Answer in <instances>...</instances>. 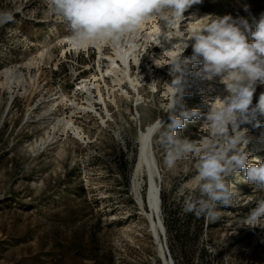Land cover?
Returning <instances> with one entry per match:
<instances>
[{"label": "rangeland", "instance_id": "rangeland-1", "mask_svg": "<svg viewBox=\"0 0 264 264\" xmlns=\"http://www.w3.org/2000/svg\"><path fill=\"white\" fill-rule=\"evenodd\" d=\"M251 1L230 0L220 18L243 17L254 24L264 14V0ZM0 11L13 16L12 22L0 26V73L11 68L28 81L31 75L38 77L27 92L23 85L11 89L0 85V264H166L148 214V176L137 174L140 131L161 116L163 100L168 98L164 91L172 78L171 65L157 66L154 60L165 51L149 43L141 66H132L140 76L155 68L157 91L145 83L140 87L143 98L137 95V103L129 102V109H124L125 103H109L112 118L104 124L94 113L70 106L74 99L86 105L88 95L80 86L85 82L93 86V74L99 77L100 68L107 69L96 46L77 51L67 42L57 44L70 29L49 14L46 0H0ZM189 14L185 17L193 15ZM47 43L52 46L50 63L45 60L39 68H28ZM192 43L183 57L192 55ZM206 93L193 98L185 90L183 103L194 107V101L206 100ZM61 94L68 104H59L53 116L72 115L85 139L54 130L47 119L52 99L59 100ZM101 105L97 104L100 111ZM203 120L202 115L199 121H186L181 138L209 139ZM260 120L246 148L253 154L250 161L264 160ZM154 145L161 170L163 233L174 264H264V229L249 227L246 221L261 194L244 182L245 172L230 178L239 193L234 205L219 206L215 221L198 218L182 212L179 194L195 174L193 159L185 157L169 167L158 133Z\"/></svg>", "mask_w": 264, "mask_h": 264}, {"label": "clouds", "instance_id": "clouds-1", "mask_svg": "<svg viewBox=\"0 0 264 264\" xmlns=\"http://www.w3.org/2000/svg\"><path fill=\"white\" fill-rule=\"evenodd\" d=\"M201 0H46L49 14L68 25L67 43L77 51L92 46L111 44L121 58L135 53L134 44L124 43L152 21H166L169 30L185 19L184 13ZM184 41L192 40V55L183 57L188 43L175 44L156 60L157 66L171 65L168 85L169 102L161 111L168 113L170 123L160 116L150 126L158 133L166 150L165 163L172 167L176 161L191 157L195 174L186 188L182 212L196 217L217 220L219 206H232L238 200V190L230 178L245 172L244 182L261 194L246 217L249 227L264 229V160L246 151L251 137L242 124L261 126L264 116V93L255 105L253 96L257 84L264 85V14L254 24L243 17L222 18L211 15L200 19ZM11 12L0 11V26L12 22ZM253 27L255 30L253 31ZM159 31L161 29L158 24ZM169 32V31H168ZM177 37L173 33L169 37ZM249 37L252 42H249ZM119 45V47H117ZM164 60V63L157 61ZM199 64L194 77L212 81L219 77L227 95L216 97L207 113L188 109L183 103L191 65ZM209 129V139L181 138L186 121H199Z\"/></svg>", "mask_w": 264, "mask_h": 264}, {"label": "bare ground", "instance_id": "bare-ground-1", "mask_svg": "<svg viewBox=\"0 0 264 264\" xmlns=\"http://www.w3.org/2000/svg\"><path fill=\"white\" fill-rule=\"evenodd\" d=\"M229 1L230 0H201L200 3L192 5L184 13V16L188 13L193 15L187 18L185 17V19L178 23L172 30L168 29L166 21L160 20L158 24L161 29V33L159 31L157 22H150L138 34L132 35L128 38L127 42L124 43L125 48L127 44H134L136 46L135 53L127 58H121V56L117 54L116 48L111 44L97 45L96 48L98 49L100 59L105 58V60H107V69L104 70L100 68L101 74L99 77L97 76L98 74H93L95 80L93 86H91L87 82L80 86L81 91L86 92L88 95L87 104L84 105L83 103H79L74 99L72 100V104L70 106L74 107L79 112L82 111L86 113H94V115H97L98 118L100 117L102 122L106 124L107 119L112 118V113L109 109V103H113V105L115 104L116 106H119L121 104L124 106L123 103H125L127 105H125L124 109H129V102L135 103L136 101H138V97H140V99L143 98L141 96L140 87L144 86L145 83L151 85L154 88V91H157L158 86L155 84V81H157L155 79V68H150L146 75L140 76L138 73L134 72L132 67L133 65H135L136 67L141 66V56L144 55V51L148 50L147 47L149 43L156 44L164 51H166L171 50L175 44L181 42L188 43L189 41H192H184V39H187L189 37L190 31L196 26L197 23H199V21H192L191 18L195 17L196 19H200L207 15L220 17V14H222L221 12L223 11L222 8L224 7V4L227 5ZM185 27L188 29H186ZM167 32L169 37H172L173 33H175L177 37L166 38L165 33ZM65 42H67L66 36L60 37V39H58L57 41V44L60 43L62 45ZM117 47H119V45ZM51 49V44L47 43L43 50L39 53V56H36L34 59H31L27 63L28 68H31L32 66H36L39 68V65H41V63H44L45 60L50 63V60L52 58ZM183 56L184 53H182V57ZM158 59V56L154 57L155 61ZM161 61L159 60L157 62L162 63L163 61ZM199 67V64L191 65V69H197ZM2 75H4L5 77L4 81L1 80ZM37 80V75H31L30 81H28L24 73H21L20 70L17 69L15 70L10 68L5 70L4 73H0V85L7 86L10 89L13 88L14 84H18V86L23 85L24 90L27 92L29 90L28 86L31 85L34 88L37 84ZM126 83L129 85V87L127 88L124 87ZM185 90H188L189 94H193V98H197V95H202L204 92H207V95L204 96L206 100L201 102L194 101V107L188 108H196L200 110L201 113L207 112L209 110L210 103H212L216 97L219 96L223 98L227 95L225 86L220 83L219 77L214 78V80L212 81H206L195 78L194 75H192L191 79L186 83ZM164 92L166 93L165 96H168L167 99L163 100L166 106V104L169 102L168 86ZM94 93L95 95H93ZM96 93L98 95V98L95 97ZM261 93H264V85L257 84L256 91L254 93L255 96H253V105L257 103ZM59 98V100L58 98L52 99L53 102L47 110V114L50 115L49 117H47V119H49L50 122L54 123L53 129L55 130L56 128H61L62 131L67 133V135L71 134L76 138L85 139V133L83 132L84 130H82L80 126L76 125L75 120L72 118V115L69 119L66 116H64L63 118L53 116L55 114L53 113V111H55L54 109L59 106V104H68L67 97L64 94H61ZM99 103L103 104L101 105L103 106V109H101V111L97 106V104ZM160 117L162 119V122L164 123L169 120L168 113L166 112H162ZM135 119H137V117H134V120ZM262 120L264 121V116H262ZM153 123L154 122L150 123L145 130L141 129L140 131L139 140L141 145L137 174L139 175L141 172H145L148 176V202L150 207V211L148 214L151 220L153 231L155 232L159 241L162 254L166 259V264H170L165 243L162 237V233L165 232V227L161 219V185L159 182L161 178V170L158 166L154 145V138L157 133H153L150 128ZM247 135L252 138L251 140H253V138L255 137V134L253 133V127L250 130L248 129Z\"/></svg>", "mask_w": 264, "mask_h": 264}, {"label": "water", "instance_id": "water-1", "mask_svg": "<svg viewBox=\"0 0 264 264\" xmlns=\"http://www.w3.org/2000/svg\"><path fill=\"white\" fill-rule=\"evenodd\" d=\"M163 235L165 236L164 243H165V247H166L167 254L170 257V260H171L172 264H174V262L172 260V257H171V254H170V250H169L168 245H167V242H166V234H163Z\"/></svg>", "mask_w": 264, "mask_h": 264}, {"label": "built area", "instance_id": "built-area-1", "mask_svg": "<svg viewBox=\"0 0 264 264\" xmlns=\"http://www.w3.org/2000/svg\"><path fill=\"white\" fill-rule=\"evenodd\" d=\"M190 73H194L193 70L191 69V72ZM197 97V96H196ZM198 98V97H197Z\"/></svg>", "mask_w": 264, "mask_h": 264}]
</instances>
